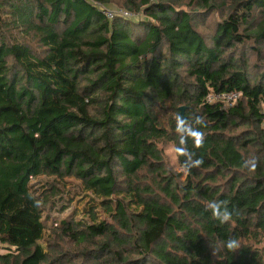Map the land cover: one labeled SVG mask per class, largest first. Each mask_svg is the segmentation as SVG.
Listing matches in <instances>:
<instances>
[{
	"label": "trees",
	"instance_id": "16d2710c",
	"mask_svg": "<svg viewBox=\"0 0 264 264\" xmlns=\"http://www.w3.org/2000/svg\"><path fill=\"white\" fill-rule=\"evenodd\" d=\"M263 117L264 0H0V264H264Z\"/></svg>",
	"mask_w": 264,
	"mask_h": 264
},
{
	"label": "rangeland",
	"instance_id": "374dc122",
	"mask_svg": "<svg viewBox=\"0 0 264 264\" xmlns=\"http://www.w3.org/2000/svg\"><path fill=\"white\" fill-rule=\"evenodd\" d=\"M100 8L125 9L114 4L105 7L100 6ZM127 11L131 13L129 18H144V15L140 12ZM160 147L163 149L168 162L174 170L182 173L181 179H183L186 172L178 165L173 144L171 142L161 143ZM47 179L44 176L31 179L32 188L39 192V189L45 185ZM91 207H95L99 219L105 218L106 215L100 206L99 200L94 198L90 193L85 192L78 181L73 178L67 179L65 184H63V192L55 199L52 207L47 212L44 211L42 215L45 236L50 233L51 227L58 224L62 219L73 217L76 220L90 222L88 211ZM40 243L45 249L47 248L45 241L42 240ZM6 251V248L0 245V253H5Z\"/></svg>",
	"mask_w": 264,
	"mask_h": 264
},
{
	"label": "built area",
	"instance_id": "2783aa9c",
	"mask_svg": "<svg viewBox=\"0 0 264 264\" xmlns=\"http://www.w3.org/2000/svg\"><path fill=\"white\" fill-rule=\"evenodd\" d=\"M103 13L105 14L107 19H113L115 16H121L129 18L131 13L128 12L126 9H108V8H101ZM240 96V92L236 90H228L219 93H210L206 96V100L208 102H221L222 106H230L235 103V101ZM263 124H264V117H263Z\"/></svg>",
	"mask_w": 264,
	"mask_h": 264
},
{
	"label": "clouds",
	"instance_id": "9594fccd",
	"mask_svg": "<svg viewBox=\"0 0 264 264\" xmlns=\"http://www.w3.org/2000/svg\"><path fill=\"white\" fill-rule=\"evenodd\" d=\"M199 136L200 133H197ZM199 163V161H197ZM254 167V164H253ZM210 209L212 210L213 214L216 216L217 219H222V220H228L231 216V213H229L226 209L221 213V203L220 202H210L209 204ZM232 246V243H229V247Z\"/></svg>",
	"mask_w": 264,
	"mask_h": 264
},
{
	"label": "water",
	"instance_id": "95a60500",
	"mask_svg": "<svg viewBox=\"0 0 264 264\" xmlns=\"http://www.w3.org/2000/svg\"><path fill=\"white\" fill-rule=\"evenodd\" d=\"M179 109H180L181 116H183L184 107L180 106Z\"/></svg>",
	"mask_w": 264,
	"mask_h": 264
}]
</instances>
